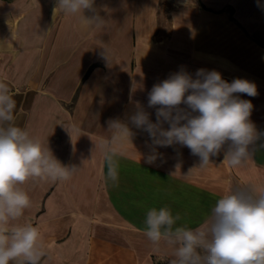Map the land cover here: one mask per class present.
Returning <instances> with one entry per match:
<instances>
[{
	"label": "crops",
	"instance_id": "obj_1",
	"mask_svg": "<svg viewBox=\"0 0 264 264\" xmlns=\"http://www.w3.org/2000/svg\"><path fill=\"white\" fill-rule=\"evenodd\" d=\"M173 1L95 0L106 20L95 28L60 10L54 21L55 0H0V81L19 95L23 129L62 164L79 167L68 181L33 178L20 186L31 206L12 223L38 228L46 252L40 264H154L153 257L171 264L173 248L156 250L144 235L150 208L167 206L180 215L177 226L196 229L234 187L264 191V148L233 168L224 161L227 145L199 167L179 144L155 146V162L146 163L154 146L132 141L118 147V185L105 180L99 144L111 133L87 129L85 120L101 118L103 102L148 101L154 84L181 70L193 79L204 69L254 83L255 97L234 95L252 102L250 119L264 132V0ZM167 6L174 8L169 36L154 41ZM73 100L70 111L64 104Z\"/></svg>",
	"mask_w": 264,
	"mask_h": 264
},
{
	"label": "clouds",
	"instance_id": "obj_2",
	"mask_svg": "<svg viewBox=\"0 0 264 264\" xmlns=\"http://www.w3.org/2000/svg\"><path fill=\"white\" fill-rule=\"evenodd\" d=\"M94 5L95 0H55L53 20L60 10L81 15L88 27L102 28L106 20ZM85 10L93 15L85 16ZM102 55L108 60L106 50ZM237 93L255 97L257 87L246 79L229 83L218 71L204 69L197 70L195 79L181 70L154 84L148 107L156 109L155 123L139 102L127 122L120 118L106 122L111 136L99 144L107 167L106 182L118 185V147L131 142L134 135L129 124L147 132L152 141L154 154L146 163L155 162V146L179 144L199 157V167L211 163V157L219 155L225 145L224 161L233 168L245 165L257 148H264V143H258L264 132H258L250 119L252 102ZM15 108L7 84L0 81V264H40L46 252L38 228L12 223L31 206L20 186L33 178L68 181L79 167L62 164L48 145L16 126ZM180 219L167 206L146 213L144 235L156 250L162 243L173 248L171 264H264V191L257 192L252 185L234 187L218 199L209 220L199 228L177 226Z\"/></svg>",
	"mask_w": 264,
	"mask_h": 264
},
{
	"label": "rangeland",
	"instance_id": "obj_3",
	"mask_svg": "<svg viewBox=\"0 0 264 264\" xmlns=\"http://www.w3.org/2000/svg\"><path fill=\"white\" fill-rule=\"evenodd\" d=\"M174 6V1L171 0ZM164 9H166V12L164 13L165 18H163L161 25H160V31L161 33H157L154 41H159L161 39V37L163 36H169V31H170V25H171V11L174 9L171 6H167ZM229 17L231 16V12H227ZM167 17V18H166ZM232 33V32H231ZM229 73H224L222 78L224 80H231L229 78ZM139 93L140 90H139ZM142 94V93H141ZM13 99L19 97V95H13L12 96ZM140 103V105L145 109V111H147L150 114V119L153 123L156 122V109L155 108H149L148 107V101H137ZM133 102H125V103H109V102H103L100 103V111H101V118H95L92 120H85L86 123H84L83 127H86L87 129H95L96 127H100L102 129V132L106 135L109 136L110 132L107 131V121L110 119V113H114V112H118V118H120L121 120H124L125 122H127V118L134 113L135 111V107H136V103ZM70 111H72L73 106L75 105V101H70L69 103H65L64 104ZM158 107V106H157ZM181 107H185L184 105H181ZM131 110L132 113H128V111ZM15 121L16 124L21 126V128H24V125L27 122L28 116H27V112L23 111L21 112L18 105L16 106L15 110ZM29 115V114H28ZM155 119H154V118ZM52 126V124H51ZM50 126V128H51ZM129 127L132 129L134 135L131 137V142H135V143H139L140 146L143 144L148 145L149 142H151V144H149L148 146H153L151 139L147 138V132L140 130V129H136L135 127H133L131 124H129ZM126 143H130V142H125L123 143V148H125L124 146H126ZM201 177V172L198 169V177ZM161 260L163 258H160ZM157 260H159V258H157Z\"/></svg>",
	"mask_w": 264,
	"mask_h": 264
},
{
	"label": "trees",
	"instance_id": "obj_4",
	"mask_svg": "<svg viewBox=\"0 0 264 264\" xmlns=\"http://www.w3.org/2000/svg\"><path fill=\"white\" fill-rule=\"evenodd\" d=\"M154 259V264H167V261L166 260H157L156 257H153Z\"/></svg>",
	"mask_w": 264,
	"mask_h": 264
},
{
	"label": "bare ground",
	"instance_id": "obj_5",
	"mask_svg": "<svg viewBox=\"0 0 264 264\" xmlns=\"http://www.w3.org/2000/svg\"><path fill=\"white\" fill-rule=\"evenodd\" d=\"M223 79V78H222ZM234 79V78H233ZM233 79H231L230 81L229 80H226L227 82L231 83L233 81Z\"/></svg>",
	"mask_w": 264,
	"mask_h": 264
},
{
	"label": "built area",
	"instance_id": "obj_6",
	"mask_svg": "<svg viewBox=\"0 0 264 264\" xmlns=\"http://www.w3.org/2000/svg\"><path fill=\"white\" fill-rule=\"evenodd\" d=\"M178 2H179V0H178Z\"/></svg>",
	"mask_w": 264,
	"mask_h": 264
}]
</instances>
